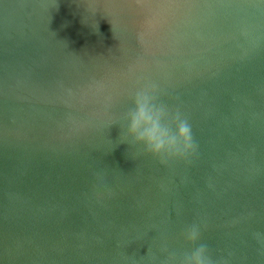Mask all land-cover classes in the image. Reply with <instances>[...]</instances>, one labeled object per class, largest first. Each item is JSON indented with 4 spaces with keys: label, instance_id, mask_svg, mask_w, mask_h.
<instances>
[{
    "label": "water",
    "instance_id": "water-1",
    "mask_svg": "<svg viewBox=\"0 0 264 264\" xmlns=\"http://www.w3.org/2000/svg\"><path fill=\"white\" fill-rule=\"evenodd\" d=\"M142 90L194 151L125 137ZM197 248L264 264V0L0 3V264H184Z\"/></svg>",
    "mask_w": 264,
    "mask_h": 264
},
{
    "label": "clouds",
    "instance_id": "clouds-1",
    "mask_svg": "<svg viewBox=\"0 0 264 264\" xmlns=\"http://www.w3.org/2000/svg\"><path fill=\"white\" fill-rule=\"evenodd\" d=\"M133 108L124 117V135L133 143L142 144L153 156H167L182 159L194 151L191 129L187 123L177 124L175 134L170 135L160 124L163 109L157 107L147 90L138 91L132 99ZM196 233H188V239L195 240ZM184 264H209L203 248H197L186 258Z\"/></svg>",
    "mask_w": 264,
    "mask_h": 264
},
{
    "label": "snow or ice",
    "instance_id": "snow-or-ice-1",
    "mask_svg": "<svg viewBox=\"0 0 264 264\" xmlns=\"http://www.w3.org/2000/svg\"><path fill=\"white\" fill-rule=\"evenodd\" d=\"M4 2V0H0V3H3Z\"/></svg>",
    "mask_w": 264,
    "mask_h": 264
}]
</instances>
